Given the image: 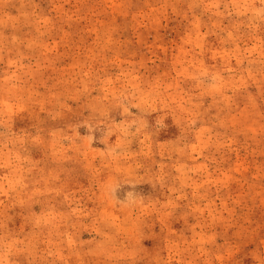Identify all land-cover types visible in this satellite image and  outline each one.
Instances as JSON below:
<instances>
[{
  "label": "rangeland",
  "instance_id": "374dc122",
  "mask_svg": "<svg viewBox=\"0 0 264 264\" xmlns=\"http://www.w3.org/2000/svg\"><path fill=\"white\" fill-rule=\"evenodd\" d=\"M0 264H264V0H0Z\"/></svg>",
  "mask_w": 264,
  "mask_h": 264
}]
</instances>
